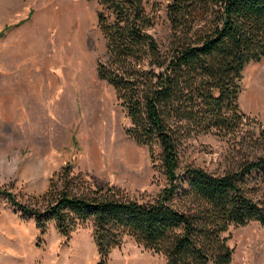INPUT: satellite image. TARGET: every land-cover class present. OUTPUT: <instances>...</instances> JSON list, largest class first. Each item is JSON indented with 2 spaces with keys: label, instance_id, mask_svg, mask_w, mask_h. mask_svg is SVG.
Segmentation results:
<instances>
[{
  "label": "trees",
  "instance_id": "1",
  "mask_svg": "<svg viewBox=\"0 0 264 264\" xmlns=\"http://www.w3.org/2000/svg\"><path fill=\"white\" fill-rule=\"evenodd\" d=\"M105 43L97 77L114 91L129 119L125 135L157 151L167 184L151 203L129 200L66 165L36 204L7 190L8 204L44 233L63 238L90 223L96 264L125 236L161 255L165 264H232L231 227H264V158L213 174L179 167L178 152L192 134H227L245 119L238 105L242 72L264 60V0H170L163 48L148 33L147 0H95Z\"/></svg>",
  "mask_w": 264,
  "mask_h": 264
},
{
  "label": "rangeland",
  "instance_id": "2",
  "mask_svg": "<svg viewBox=\"0 0 264 264\" xmlns=\"http://www.w3.org/2000/svg\"><path fill=\"white\" fill-rule=\"evenodd\" d=\"M169 1L147 0L148 33L161 48L169 36ZM96 12L95 0H0V190L21 204L40 206L36 199L66 165L139 204L153 202L167 184L157 151L151 158L148 147L125 135L129 119L113 89L97 77L96 64L106 55ZM257 88L264 93V60L242 72L243 123L227 134H192L179 149L180 168L219 175L264 158V99L259 106L248 99ZM257 226L229 229L232 264H264V246L244 240ZM91 233L90 223L69 238L52 225L41 233L0 196V264H96ZM107 264L165 259L125 236Z\"/></svg>",
  "mask_w": 264,
  "mask_h": 264
},
{
  "label": "crops",
  "instance_id": "3",
  "mask_svg": "<svg viewBox=\"0 0 264 264\" xmlns=\"http://www.w3.org/2000/svg\"><path fill=\"white\" fill-rule=\"evenodd\" d=\"M259 229H261V231H259ZM244 240H246V243H249L255 247L264 246V227H260L258 225L257 228L249 229V231L244 236Z\"/></svg>",
  "mask_w": 264,
  "mask_h": 264
},
{
  "label": "bare ground",
  "instance_id": "4",
  "mask_svg": "<svg viewBox=\"0 0 264 264\" xmlns=\"http://www.w3.org/2000/svg\"><path fill=\"white\" fill-rule=\"evenodd\" d=\"M262 82V74L257 77ZM257 80V81H258ZM249 102L252 106H259L264 99V93L260 88L254 89L248 96Z\"/></svg>",
  "mask_w": 264,
  "mask_h": 264
}]
</instances>
